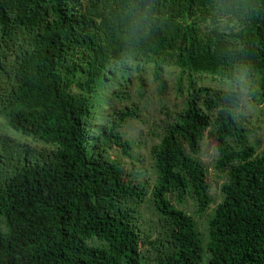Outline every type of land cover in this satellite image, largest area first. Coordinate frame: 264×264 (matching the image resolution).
Instances as JSON below:
<instances>
[{"label": "trees", "instance_id": "obj_1", "mask_svg": "<svg viewBox=\"0 0 264 264\" xmlns=\"http://www.w3.org/2000/svg\"><path fill=\"white\" fill-rule=\"evenodd\" d=\"M240 64L264 127V0H0V264H264V151L225 90ZM165 73L180 107L143 167L122 130Z\"/></svg>", "mask_w": 264, "mask_h": 264}, {"label": "rangeland", "instance_id": "obj_2", "mask_svg": "<svg viewBox=\"0 0 264 264\" xmlns=\"http://www.w3.org/2000/svg\"><path fill=\"white\" fill-rule=\"evenodd\" d=\"M163 80L166 84L164 94H158L157 84L151 86L149 92L152 95V98L148 100V103H145L144 101L139 103L142 107L141 121H129L126 127L122 130L126 139L130 140L135 147L133 152L134 156L140 155L141 161L144 163L141 164L143 167H147L150 163V148L158 140L157 136L162 134L161 127L167 121L168 110H174V104H177L180 107V100L176 99V92L173 86V76L165 73V75H163ZM204 84L218 86L217 83L208 80H206ZM139 101L140 100L138 99L137 102ZM258 107L259 106L252 104V102L247 101L242 104L239 112L244 113L250 143L256 144L257 152L260 153L264 151V127L262 126V121L256 119V111L258 110ZM15 135L21 136L18 134ZM108 153L114 157L121 158L128 170H132V168L138 166L133 165L131 160L124 156L122 150L113 148ZM196 156L207 166L209 175V194L213 200L212 205H215L218 201L222 200L221 186L224 180L218 177L214 169V161L217 157L214 140L205 136ZM187 211L192 215V207L187 208ZM197 224V228L199 229L205 227L204 220H199ZM144 257L150 259V253L144 251Z\"/></svg>", "mask_w": 264, "mask_h": 264}, {"label": "clouds", "instance_id": "obj_3", "mask_svg": "<svg viewBox=\"0 0 264 264\" xmlns=\"http://www.w3.org/2000/svg\"><path fill=\"white\" fill-rule=\"evenodd\" d=\"M239 3V0H238ZM220 24L222 27H232L233 25L228 22L226 18H220ZM225 27V30H227ZM254 65L240 64L234 67L231 74L226 78V91L227 92H237L238 99L241 103H246L248 100L252 99V87L254 80ZM240 107L241 105H237Z\"/></svg>", "mask_w": 264, "mask_h": 264}]
</instances>
